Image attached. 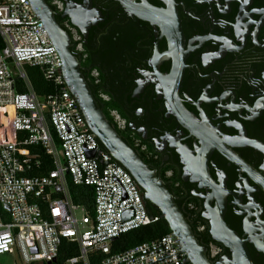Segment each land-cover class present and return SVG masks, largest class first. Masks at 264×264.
I'll list each match as a JSON object with an SVG mask.
<instances>
[{"label": "flooded vegetation", "instance_id": "af4514ba", "mask_svg": "<svg viewBox=\"0 0 264 264\" xmlns=\"http://www.w3.org/2000/svg\"><path fill=\"white\" fill-rule=\"evenodd\" d=\"M47 1L103 89L98 98L114 101L124 137L175 181L202 230L209 235L221 214L252 264H264V0H129L133 12L144 4L162 13L143 19L114 0H90L99 16L85 20L84 35L61 17L84 0ZM205 247L211 264L232 258L220 243Z\"/></svg>", "mask_w": 264, "mask_h": 264}, {"label": "built area", "instance_id": "2783aa9c", "mask_svg": "<svg viewBox=\"0 0 264 264\" xmlns=\"http://www.w3.org/2000/svg\"><path fill=\"white\" fill-rule=\"evenodd\" d=\"M0 43V258L13 257L15 264H184L171 234L112 252L117 238L158 217L147 213L131 176L100 149L29 0H0ZM25 65L37 67L53 92L38 96ZM30 147L49 158L50 169L30 174L43 164ZM69 182L92 188L91 211L72 202ZM62 248L72 255L58 263ZM216 253L210 245V258Z\"/></svg>", "mask_w": 264, "mask_h": 264}, {"label": "water", "instance_id": "95a60500", "mask_svg": "<svg viewBox=\"0 0 264 264\" xmlns=\"http://www.w3.org/2000/svg\"><path fill=\"white\" fill-rule=\"evenodd\" d=\"M36 17L43 23L47 35L55 47L63 64L62 71L65 84L70 94L76 100L82 111L90 132L103 146L110 157L116 161L131 176L137 188L141 191L143 201L149 202L164 219L170 234L173 235L185 255L184 264H211L206 254V247L201 245L194 236L189 224L178 209L173 196L155 170L150 169L138 155L120 138L118 133L107 122L99 105L80 70L77 56L71 51L72 43L69 34L62 29L55 20V13L45 0H29ZM129 15L135 14L143 19L142 14L161 15L158 10L141 5L140 12H133V5L129 0H114ZM90 0H84V5L68 3L61 17H68L72 26L82 35L88 22L92 24L99 16L95 10H89ZM140 8V7H139ZM87 20L88 22L86 23ZM185 155V153L181 152ZM92 155V154H91ZM208 209V205H206ZM209 219L208 217H203ZM210 221L209 235L212 241L222 244L229 249L232 258L224 257L216 264H252L244 244L236 234L232 233L222 222L221 214L214 221Z\"/></svg>", "mask_w": 264, "mask_h": 264}, {"label": "trees", "instance_id": "16d2710c", "mask_svg": "<svg viewBox=\"0 0 264 264\" xmlns=\"http://www.w3.org/2000/svg\"><path fill=\"white\" fill-rule=\"evenodd\" d=\"M45 2L47 3V5H49V2L47 0H45ZM49 7L51 8V10L53 12L57 11L54 7H52L50 5H49ZM56 22L58 23V25L62 29H64L68 33V31L61 24L60 21L56 20ZM1 46L2 45L0 43V47ZM71 51L77 56L79 63L81 64V55H78L75 52L74 46L71 47ZM24 70H25V73L27 75V78L29 80V83H30L32 90L38 96H44L46 94L53 92V90H54L53 85L50 82L44 80V78L41 75V72L39 71V69L37 67L25 65ZM80 70H81V73L83 74V76H84V78H85V80H86V82H87V84H88V86L92 92L94 99L96 100V102L99 105L102 113L104 114L107 122L118 133L120 138L138 155V157L143 161V163H145L150 169L153 170V167H151L149 162L144 159L140 150L134 146L132 141L127 140L124 137L122 130L117 128V126L114 124L113 118L110 116V111L116 109V105H115L114 101L110 100V101L104 102L103 100L98 98L97 94L104 93L103 89L100 86H98L97 84H94L92 79L88 78L89 71H84L82 69V64H81ZM16 90H17V92H23L24 91V87L20 84V81H17ZM97 143H98L101 150L107 152L98 141H97ZM30 148H31L30 149L31 153H36V152L40 153V159L42 160V163H43L41 170H35L34 172H31L30 174L31 175L41 174V173H44L46 170L50 169L49 158L46 155H44L42 153V151H40L39 149L34 148V147H30ZM159 177L164 182L169 193L173 196L175 204L177 205L178 209L181 211L186 222L189 224V226H190L194 236L198 240V242L203 246H207L211 240H210V237H209L206 230L205 231L204 230L198 231V228L202 227V225H203V222L200 219L199 213H195L192 209H190L188 206V202L184 203L182 201L183 202L182 203L176 199L175 195L172 192V189L174 188L175 181L167 182L168 179H166L163 175H159ZM68 188H69V193H70V197H71L72 202L74 204L83 206L87 210L91 211L92 188L86 187V186H74L70 182L68 183ZM143 203H144V206H145L147 213L150 216L158 217V220L153 224H150V225L144 226V227H140L136 230L130 231V232L120 236L119 238H117L112 243V252L125 251V250H127L131 247H134L140 243L149 242V241H152V240L159 238L163 235L170 234V230L168 228V225L166 224L164 219L161 218L159 211L153 205H151L149 202L143 201ZM62 246L64 247L65 243ZM71 255H72V253L69 254V253L65 252L64 248L60 249V253L58 256V263L62 262L65 258H67ZM207 257H208V260L211 261L209 256H207Z\"/></svg>", "mask_w": 264, "mask_h": 264}, {"label": "rangeland", "instance_id": "374dc122", "mask_svg": "<svg viewBox=\"0 0 264 264\" xmlns=\"http://www.w3.org/2000/svg\"><path fill=\"white\" fill-rule=\"evenodd\" d=\"M72 39L73 40H77L78 39V36L75 34V33H73L72 32ZM13 71V70H12ZM14 73H15V71H14ZM118 126L121 128L122 127V125H123V123L122 122H120V121H118ZM190 208V207H189ZM81 214L80 213H77V217H79ZM0 263L1 264H15V262H14V258L13 257H10V256H3V257H1L0 258Z\"/></svg>", "mask_w": 264, "mask_h": 264}]
</instances>
